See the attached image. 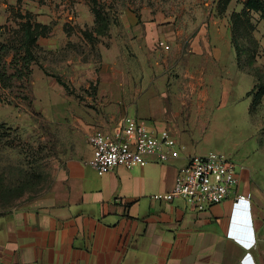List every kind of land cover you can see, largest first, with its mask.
Instances as JSON below:
<instances>
[{
  "label": "crops",
  "instance_id": "obj_1",
  "mask_svg": "<svg viewBox=\"0 0 264 264\" xmlns=\"http://www.w3.org/2000/svg\"><path fill=\"white\" fill-rule=\"evenodd\" d=\"M234 9L231 3L223 21L200 24L190 46L179 18L148 15L110 28V43L99 48L96 108L103 113L91 116L86 136L53 171L49 188L0 216V264H264V180L251 171L241 172L227 200L205 211L183 199L152 198L172 190L196 155L181 138V110L206 125L212 87L222 86L224 108L229 85L245 75L238 72L228 26ZM260 26L256 35L264 46ZM160 101L169 112L162 121L149 112ZM126 116L154 132L170 130L184 147L180 157L165 163L150 157L144 167L99 175L89 165L88 136L95 130L115 136ZM238 194L250 201L236 203Z\"/></svg>",
  "mask_w": 264,
  "mask_h": 264
},
{
  "label": "rangeland",
  "instance_id": "obj_2",
  "mask_svg": "<svg viewBox=\"0 0 264 264\" xmlns=\"http://www.w3.org/2000/svg\"><path fill=\"white\" fill-rule=\"evenodd\" d=\"M98 2L109 15L110 28L148 15L160 14L166 20L179 18L181 24H186V46L191 45L200 24H209L214 17L223 21L233 3L235 9L228 26L235 56V44L241 50L238 72L245 75H238V83L229 85L232 92L224 108L222 86L212 87L207 110L211 122L206 125L200 124L194 112L181 110V138L196 155H225L239 171L246 169L264 180V98L253 103L252 97V108L248 98L254 80L259 77L264 81V46L256 35L263 27L260 24H264L261 14L241 15L242 25L233 34L231 16L241 14L247 0H232L226 11L221 0ZM213 2L215 12L211 14ZM27 19L47 26L48 36L40 38L33 49L35 62L27 79L12 78L8 88L0 82V216L46 191L53 171L73 156L80 136H86L85 125L92 124L91 116L103 113L96 108L99 48L110 43L111 35L110 31L106 36L96 32L89 0H0V50L6 47L1 55L7 75L16 74L17 61L24 54L20 50L21 25ZM86 32L96 39H87ZM258 61L263 63L259 65ZM149 112L161 121L169 116L162 101ZM81 143L86 145L82 137Z\"/></svg>",
  "mask_w": 264,
  "mask_h": 264
},
{
  "label": "built area",
  "instance_id": "obj_3",
  "mask_svg": "<svg viewBox=\"0 0 264 264\" xmlns=\"http://www.w3.org/2000/svg\"><path fill=\"white\" fill-rule=\"evenodd\" d=\"M264 3V0H260ZM166 50L169 46L159 44ZM124 127L113 137L100 130L88 136V143L93 150L89 165L99 174L105 175L116 168L134 169L144 167L152 157L161 163L178 159L184 147L168 129L154 132L145 122L126 116ZM238 165L225 155L211 153L206 156L194 155L188 159L168 193L157 194L155 201L172 202L183 199L198 211L227 200L240 184ZM250 195L238 194L236 203L249 202Z\"/></svg>",
  "mask_w": 264,
  "mask_h": 264
},
{
  "label": "trees",
  "instance_id": "obj_4",
  "mask_svg": "<svg viewBox=\"0 0 264 264\" xmlns=\"http://www.w3.org/2000/svg\"><path fill=\"white\" fill-rule=\"evenodd\" d=\"M221 1H222L221 4H223L224 7L223 10L226 11V8L230 5L232 0H221ZM89 2L91 4V11L95 16L96 32L98 33L99 36H106L110 31L111 20L109 18V15H107L101 9L98 0H89ZM246 12L259 13L261 14V18L264 21V3L261 2L260 0H247L241 14L233 13L231 16V21L233 23V29H232L233 34L234 33L236 34V30H238L241 27L242 25L240 21L241 15L243 16L247 15ZM21 31L23 34L21 37L22 39L20 41V50H23L24 54L21 56V59L17 61L16 74L7 75V71L5 69V66L3 65L4 55H1V52L5 51L6 47L3 46L0 50V82L2 83L3 87L8 88L9 81L12 78H17L18 80H25L29 77L30 67L35 62V54L33 52V49L37 47L40 38H45L48 36L47 26H43L39 23L33 24L30 19H27V21L21 25ZM85 37L91 40L96 39L93 37L92 34H88L87 32L85 34ZM235 47L237 51V60H238L241 56V50L240 47L236 44ZM239 63H241V61L239 62L238 60V67H239ZM256 81L257 84L255 85L254 89L248 94V97L254 98L253 103H257L264 98V81L261 80L259 77H257ZM60 83L67 89V86L63 82ZM252 101L253 100H251L250 108H252L253 105ZM50 183H51V179H50Z\"/></svg>",
  "mask_w": 264,
  "mask_h": 264
}]
</instances>
